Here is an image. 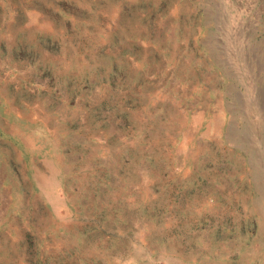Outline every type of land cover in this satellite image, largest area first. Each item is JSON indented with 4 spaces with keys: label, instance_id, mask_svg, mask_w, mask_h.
Instances as JSON below:
<instances>
[{
    "label": "rangeland",
    "instance_id": "rangeland-1",
    "mask_svg": "<svg viewBox=\"0 0 264 264\" xmlns=\"http://www.w3.org/2000/svg\"><path fill=\"white\" fill-rule=\"evenodd\" d=\"M0 264H264V0H0Z\"/></svg>",
    "mask_w": 264,
    "mask_h": 264
},
{
    "label": "bare ground",
    "instance_id": "bare-ground-1",
    "mask_svg": "<svg viewBox=\"0 0 264 264\" xmlns=\"http://www.w3.org/2000/svg\"><path fill=\"white\" fill-rule=\"evenodd\" d=\"M237 10H238V9H237ZM236 16H237V14L234 13V14H231L229 18H230L231 21H232ZM237 17H238V16H237ZM237 17H236V18H237ZM237 19H238V18H237ZM237 21H238V20H237ZM234 25H235V24H234Z\"/></svg>",
    "mask_w": 264,
    "mask_h": 264
}]
</instances>
